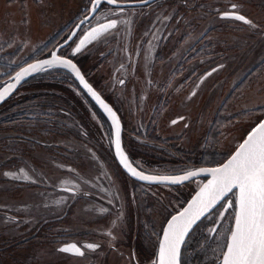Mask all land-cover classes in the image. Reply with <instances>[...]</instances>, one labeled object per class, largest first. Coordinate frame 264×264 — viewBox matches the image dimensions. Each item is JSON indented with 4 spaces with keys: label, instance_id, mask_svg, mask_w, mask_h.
Returning a JSON list of instances; mask_svg holds the SVG:
<instances>
[{
    "label": "rangeland",
    "instance_id": "obj_1",
    "mask_svg": "<svg viewBox=\"0 0 264 264\" xmlns=\"http://www.w3.org/2000/svg\"><path fill=\"white\" fill-rule=\"evenodd\" d=\"M181 1L152 2L126 10L131 14L125 16L107 0H0V90L25 64L63 42L92 8L99 15L120 14L122 24L107 32L136 18L140 30L152 31L145 52L151 61L139 70L140 79L147 81L154 72L160 83L158 91H144L148 97L136 110L125 103L131 86L117 84L110 70L120 63L116 57H126L124 45L121 52L108 54L117 44L111 41L115 35H99L75 52L79 37L61 53L75 56L100 96L116 100L125 122L124 146L139 171L177 175L200 167L198 163L217 166L264 118V0ZM230 3L251 23L220 17ZM140 35L130 34L129 46L135 48L132 40ZM156 51L167 58L160 59L155 71ZM188 55L193 56L188 67L172 73V65ZM64 70L51 66L35 72L0 106V264H134L133 256L139 264H155L166 221L202 180L174 189L126 177L110 151L112 121L92 109ZM159 149L155 166L143 163L144 156ZM140 199L151 202L152 218H143ZM133 210L136 223L128 220ZM226 211L224 207L217 220ZM230 228L211 239L196 235L191 250L196 264H219ZM70 241L100 247L70 256L59 250Z\"/></svg>",
    "mask_w": 264,
    "mask_h": 264
},
{
    "label": "snow or ice",
    "instance_id": "obj_2",
    "mask_svg": "<svg viewBox=\"0 0 264 264\" xmlns=\"http://www.w3.org/2000/svg\"><path fill=\"white\" fill-rule=\"evenodd\" d=\"M107 2L115 4L116 0H107ZM94 3L98 4L99 0H94ZM235 7L236 5H232L233 9ZM224 15L228 16L229 14L225 13ZM234 18L245 23H251L243 15L234 14ZM116 24L117 21L112 20L98 28H92L85 39L80 41L75 52L81 50V46L85 44L86 40L95 39L102 32L114 28ZM51 55V60L30 64L17 72L15 83L9 84L6 90H0V100H3L21 80L31 73L42 70L45 66L51 67L59 64L75 72L81 84L99 101V97L96 96L95 92H92V89L85 83L84 78L70 60L61 59L56 52ZM100 103L103 105L102 101ZM103 106L113 116L114 123L118 124L111 109H108L106 105ZM116 149L117 154L121 157V163L133 176H137L141 180L180 183L202 173L211 176L208 183L204 184L188 202V206L168 220L167 226L163 229V238L160 240L158 264H178L180 245L185 235L201 216L222 199H226L229 193H234V197L227 200L224 207L225 211L234 209V224L229 229L230 235L225 242L226 250L222 253L221 264H264V121L258 123L247 134V137L239 144L230 158L219 167L187 171L180 176L156 177L138 172L127 162V157L120 151L118 130ZM210 231L215 233L217 230L212 228ZM86 247L95 249L97 245L88 244ZM60 251L83 255L81 249L74 244L65 246Z\"/></svg>",
    "mask_w": 264,
    "mask_h": 264
},
{
    "label": "flooded vegetation",
    "instance_id": "obj_3",
    "mask_svg": "<svg viewBox=\"0 0 264 264\" xmlns=\"http://www.w3.org/2000/svg\"><path fill=\"white\" fill-rule=\"evenodd\" d=\"M143 1H146V0H143ZM143 1L142 2H132V3H143ZM157 1H160V0H150L148 3L142 4V5H137V6H129V5L126 6V4H131V3H121V4H125V6H112L110 4L108 6L110 8H112V9L116 10V11L121 12L122 14L124 13L125 16H127L128 14H131V12H127V11H129L131 9H135V8H141L143 6H147V5L152 4V2L155 3ZM232 1H234V0H232ZM181 2H183L184 5H186L189 2V0H183ZM232 5H236L235 9L232 8ZM164 6H166V5H164ZM166 7H168V8H176V7H171L170 5H167ZM197 8H204V6L201 5V4H199L197 6ZM214 8H215V10H218L220 8V6L217 5V6H214ZM89 13L91 14V12H89ZM89 13L84 16V18L82 19V20H84V22L76 29V31H75L72 39L65 46L69 45L71 42H73L74 40L78 39L79 37H80L79 38L80 41L82 39H85L87 33L89 31H91L92 28H97L100 25L107 24V23H109L112 20H115V21L118 22L117 19L120 16V14H117V13L116 14L106 13L105 15L104 14L99 15V11H95V13H94V10H93L94 15L90 18L89 17L90 16ZM225 13H228L229 15L228 16H225L224 15ZM234 14L243 15L242 13H240L239 6L236 3H230L225 8V10L224 11H221V13H219L218 15L220 17H224V18H228L230 20L236 21V19L234 18ZM243 16L245 17V15H243ZM96 17H98L97 20L95 19ZM153 18H154V16H153ZM79 21H81V20H78V19L76 20L75 24L73 25V27L71 28V30L69 31V33L67 34V36L65 37L64 41L68 38V36L70 35L72 29L79 23ZM118 23L120 24V22H118ZM121 24H122V22H121ZM139 24L140 23H138V21H137L136 18H130V20L128 22H124L123 26H121V29L118 28L119 30H117L115 32H107V31L111 30L112 29L111 28V29H109L107 31H104V32H102L100 34V35L104 34V35H113V36L115 35L114 37L112 36L113 38L111 39V41L112 42H116L117 44L114 47L112 46L113 51L111 50L110 53H108L110 56H111V54H114L118 50H120V52H121L122 47L124 45V47H123V53H124V55H126V57L125 58H122V57L121 58H118V57H116L117 59H115V61H120V63H117V65L115 67H112V69H110V70L112 72H115L116 75H114L113 77H115L117 79V81H116L117 84L126 85L128 87L131 86L132 93L129 94L125 98V103L129 107L134 108L135 110L140 105V103L142 102V100L144 98H147L148 97L147 94L144 93V91H153L155 88H157V91H158V87L157 86L160 84V83H158L157 79L154 78V75H153L154 72L151 73L152 77L151 78H148L147 81L145 79H143V77H142V80L140 79L139 70L141 69V67H144L145 62L148 64L151 61V56L148 53H145V52L147 50L146 49V45H147V42H148V39H149V34H152V31H150V29H148L147 31H145V27H143V26L141 27V30H140V25ZM139 31H141V35L139 36V38L137 36H135V39L132 40L136 44V47L135 48H132L131 45L129 46V43H130V34H131V37L133 35H138L139 34ZM92 40L93 39H89L83 46H81V49L86 44H88L89 42H91ZM105 41H107V44L111 42L110 39L109 40L106 39ZM163 41L165 42L166 40L164 39ZM61 43H59V44H61ZM65 46H63L62 48L59 49L58 54L61 55V56H64V57H67V58L71 59L73 62L76 63V65L78 66V68L80 70V67L78 65L79 63L77 62V60H75L76 59L75 56H73V57H72V55L65 56V55H63L61 53L62 51L65 50L64 49ZM53 50H51V52ZM107 50L109 51L110 48H107ZM51 52L48 53L44 57L49 56L51 54ZM121 55H123V54L121 53ZM164 55H165V53H162V52L159 53V52L156 51L154 53V56H153V68H155L154 69L155 71L160 67L159 66L160 59L164 60L165 58H167V57H164ZM162 57H164V58H162ZM148 58H149V61H148ZM192 58H193L192 55H188L186 57H183L180 60L181 63H179V65L177 67L175 66V64H173L172 65L173 66L172 73L177 74L178 73L177 72V69L179 70V73H180L182 70H184L186 67H188V65L191 63ZM63 72L66 73L70 77L69 79H72L73 80V82L75 83L77 89L84 95V97L86 98V100H88V103L90 104V106L92 107V109L94 111L98 112L99 115L103 119H105L107 121V123H108V121L110 119L85 94V92L81 89V87L79 86V84L75 80V78L72 75V73H70L67 70H64ZM80 72H81L82 76L86 79V81L90 84V86L97 93L98 90L92 86L93 83L88 78H86L83 75V73H82L81 70H80ZM25 82H23L16 89V91ZM139 83H140V85H139ZM15 92L9 98H11L15 94ZM100 97L105 102H107L110 105V107L114 110V112L117 114V116L119 118V121H120V124H121L120 144H121V147H122V151L123 150L126 151L125 154H126V157L128 159L129 164L131 166H134V168L138 172H141V171H139L137 169L138 166H136L134 164L135 162L133 160V156H132L133 154L131 155V152L130 151L127 152V150L125 149V146H124V141L125 140L123 139L124 138L123 137L124 136V132H125V122H124V119L122 117V112H121L120 108L118 107V105L116 103V100L107 98L106 96H104L102 94H101ZM5 102H3L0 106H2ZM68 109H70V108H68ZM71 110H72L73 115H75V116L78 115V113H77L76 110H74V109H71ZM58 118H60V117H58ZM58 120H59V122H57V123H60V119H58ZM66 122H63V123H66ZM156 124H157V122H156ZM109 129H110V127H109ZM45 131H47L46 127H45ZM147 131L150 132V128L149 127H148ZM156 131H157V129H156ZM110 132H111V129H110ZM150 134L151 135H154L155 134V129L154 128H153V130L151 131ZM113 136H114V130L112 128V132H111L112 140H113ZM170 138H174V139H171L172 140L171 142L177 144L178 141L176 140V136H174V137L171 136ZM110 151H111L112 157L114 159V162L117 164V166L120 168V170L124 173V175L126 177H128L129 179L135 181L138 184L163 185V186L173 187L175 189V188H178V187H182L183 185H186L187 183H190L193 180L201 179L202 182H203L206 179L205 177H196V178L190 179L189 181H186V182H183V183H180V184H164V183H150V182L138 181V180L132 178L131 176H129L126 172H124V170L118 164V162H117V160L115 158V155H114V151H113V141H112V149ZM159 155H161L160 149L159 150H155V152L151 156H144L143 157V163L146 164V165L152 164L153 166H155V164L158 163V160L160 158ZM198 165L200 167H207V166H203L202 163H198ZM197 168H199V167H197ZM191 170H189V171H191ZM186 172H184V173L182 172V173L185 174ZM182 173H177V175H175V174H170V175H151L150 173H148V174L143 173V174L144 175H148V176L161 177V176H180V175H183ZM194 191H192V193L189 195V197L185 200L184 205L186 204V202L188 201V199L192 196V194L194 193ZM233 197H234V193H230L226 199H223V201L220 204H218L212 211H210L204 218H202L196 224V226L192 229V231L188 234V236H187L186 240L184 241V243L182 245V248H181L180 264H196L195 263V260L193 259L192 255H191V252H192L191 250L193 249L194 244L196 243V239L198 238L196 236L197 234H201V235H203L204 233L206 235L209 234L208 237H209V239H211L218 231L222 230L223 227L224 228H226V226H228L229 228L232 227L233 221H234V209H227L226 213L222 216L221 219H218L217 220V218H218V215H219L220 211L223 210L224 206L226 205L227 200L233 199ZM136 202H137V207L138 208L140 207V209L144 212V217H143L144 219H146L145 215H149L150 216L149 218H152L153 217L154 208L151 205V202H148V200L143 201L141 199H140V201H136ZM227 212H228V214H227ZM132 213H131V217H128V220H129L130 223L132 221L135 222V219H136V213H135V211L133 210ZM172 215H170V216H172ZM232 218H233V220H232ZM150 220H154V219H150ZM231 220H232V222H231ZM141 225H142V227L144 226V221L143 220H141ZM142 227H141V229H143ZM212 228H215L217 231L215 233L211 232L210 230ZM207 232H209V233H207ZM191 237H192V241L187 244L186 242ZM73 244L76 245L77 247H79L81 249V251L83 252V255H84L85 251H96L100 247V245L98 243H96V242H83V243L80 244V243L75 242V241H70V242H63V243H61L59 245V250L61 248L65 247V246H70V245H73ZM88 244H95V245H97V247L95 249H89V248L86 247V245H88ZM225 248H226V246L224 247V250H225ZM130 252L133 253L134 251L131 250L128 253H130ZM62 253L67 254V255H70V256H77V257L82 256V255H79V254H74L73 252H62ZM124 253H127V252H124ZM126 255H129V254H126ZM133 258H134V260H132V261L134 262V264H139V262L136 260L137 258L134 257V256H133Z\"/></svg>",
    "mask_w": 264,
    "mask_h": 264
},
{
    "label": "water",
    "instance_id": "obj_4",
    "mask_svg": "<svg viewBox=\"0 0 264 264\" xmlns=\"http://www.w3.org/2000/svg\"><path fill=\"white\" fill-rule=\"evenodd\" d=\"M99 1H103V0H99ZM150 0H148V1H145V2H143V3H131V4H126V6L127 5H129V6H137V5H142V4H145V3H148ZM109 4V3H108ZM110 5H112V6H125V4H121V3H118V2H116L115 4H110ZM93 13V8L91 9V14ZM90 14V15H91ZM90 17V16H89ZM88 17V18H89ZM84 22V20H81V21H79V23L72 29V31H71V33H70V35L68 36V38L64 41V42H62L61 44H59L58 46H56V48L51 52V54L53 53V52H56L57 53V55L59 56V57H61V59H65V60H70L71 62H72V64H74L75 66H76V70L77 71H79V73H80V75L82 76V74H81V72H80V70H79V68H78V66L76 65V63L75 62H73L71 59H69V58H67V57H64V56H61V55H59L58 54V51H59V49L60 48H62L63 46H65L67 43H69V41L72 39V37H73V35H74V33H75V31H76V29L78 28V25L80 26L82 23L81 22ZM98 28V27H97ZM89 40V39H88ZM88 40H86L85 41V43L88 41ZM49 55V56H47V57H42V58H39V59H36V60H33V61H31V62H29V63H27V64H25L22 68H26L28 65H30V64H36V63H38V62H41V61H44V60H51L52 59V55ZM45 67H48V66H45ZM44 67V68H45ZM21 68V69H22ZM21 69H19L17 72H19ZM39 71V70H38ZM68 71L70 72V73H72V75L74 76V78H75V80L77 81V83L79 84V86L81 87V89L85 92V94L91 99V101L100 109V110H102L106 115H107V117L112 121V123H113V130H114V136H113V151H114V155H115V158H116V160H117V162H118V164L120 165V167L124 170V172H126L129 176H131L132 178H134V179H136V180H138V181H142V182H150V183H164V184H180V183H183V182H186V181H189L190 179H193V178H196V177H205L206 179H205V181H203L197 188H196V190L194 191V193L192 194V196L188 199V201L186 202V204L178 211V212H176V213H174L172 216H174V215H177L179 212H181L185 207H187L188 206V202L196 195V193L200 190V188L201 187H203V185L204 184H207L208 183V181L211 179V176L209 175V174H206V173H202V174H198V175H196L195 177H192V178H190L189 180H186V181H183V182H180V183H171V182H168V181H145V180H141V179H139L137 176H133L130 172H129V170L121 163V157L117 154V149H116V134H117V130H118V132H119V143H120V131H121V124H120V121H119V118H118V116H117V114L114 112V110L110 107V105L107 103V102H105L97 93H96V91L90 86V84L86 81V79L84 78V81H85V83H87L88 84V86L92 89V92H95L96 93V96H98L99 97V101L96 99V97L95 96H93L89 91H88V89H86L84 86H83V84H81V82H80V79L76 76V74H75V72H73L70 68H68ZM16 72V73H17ZM37 72V71H36ZM16 73L12 76V78L9 80V83H8V85L9 84H11V83H15V76H16ZM35 72H33V73H31L30 75H28L27 77H25L23 80H21L20 81V83L19 84H17L16 85V87L10 92V93H8L6 96H5V98L3 99V100H0V105L3 103V102H5L15 91H16V89L23 83V82H25L29 77H31L33 74H34ZM100 101H102L103 102V105H106L107 106V108L108 109H111V112L112 113H114L115 114V121H117L118 122V124L117 123H114V119H113V116L106 110V108L100 103ZM261 121H264V118L261 120ZM261 121H259L258 123H260ZM257 123V124H258ZM256 124V125H257ZM256 125L254 126V127H256ZM253 127V128H254ZM252 128V129H253ZM251 129V130H252ZM250 130V131H251ZM249 131V132H250ZM248 132V133H249ZM247 133V134H248ZM247 134H246V136L244 137V139L247 137ZM243 139V140H244ZM243 140L240 142V143H242L243 142ZM239 143V144H240ZM239 146V145H238ZM237 146V147H238ZM237 147L235 148V150L237 149ZM235 150L232 152V153H234L235 152ZM120 151L123 153V155L124 156H126L125 155V153L122 151V147H121V144H120ZM231 153V154H232ZM231 154L228 156V158H230V156H231ZM228 158H226L222 163H220V164H218L217 166H214V167H199V168H194V169H192L191 171H198L199 169H209V168H216V167H219L221 164H223V163H225L226 161H227V159ZM127 162H128V159H127ZM129 163V162H128ZM230 194V193H229ZM228 194V195H229ZM223 201V199L218 203V204H220L221 202ZM217 204V205H218ZM217 205H215L211 210H209L207 213H205L203 216H201L200 217V219L199 220H197L196 221V223L192 226V228L188 231V233L185 235V237H184V240H183V242L181 243V245H180V254H181V248H182V245H183V243H184V241L186 240V238H187V236H188V234L192 231V229L196 226V224L202 219V218H204L210 211H212ZM172 216H170L169 218H168V220H170L171 219V217ZM168 220L166 221V223H165V225H164V227H166L167 226V222H168ZM233 224H234V221H233ZM233 226V225H232ZM164 227H163V229H164ZM230 235V234H229ZM163 238V230H162V233H161V236H160V239H159V242H158V246H157V255H156V261H155V264H158V253H159V245H160V240ZM225 250H226V248H225ZM180 254H179V258H178V264H180ZM221 261H222V256H221V259H220V262H219V264H221Z\"/></svg>",
    "mask_w": 264,
    "mask_h": 264
},
{
    "label": "bare ground",
    "instance_id": "obj_5",
    "mask_svg": "<svg viewBox=\"0 0 264 264\" xmlns=\"http://www.w3.org/2000/svg\"><path fill=\"white\" fill-rule=\"evenodd\" d=\"M148 61H149V58H148ZM54 66H59V67H61V68H64L65 70H67V71H68V68H66V67H64V66H62V65L56 64V65H54ZM7 87H8V86H7ZM7 87H6L4 90H6V89H7Z\"/></svg>",
    "mask_w": 264,
    "mask_h": 264
}]
</instances>
